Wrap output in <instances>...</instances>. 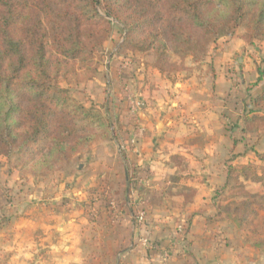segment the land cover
<instances>
[{
	"label": "rangeland",
	"instance_id": "obj_1",
	"mask_svg": "<svg viewBox=\"0 0 264 264\" xmlns=\"http://www.w3.org/2000/svg\"><path fill=\"white\" fill-rule=\"evenodd\" d=\"M246 34L245 26H240L234 34L213 40L206 53L183 61L170 53L175 66L182 67L162 74L154 66L152 52L119 54L125 33L114 21L97 55L98 70L60 84L78 102L98 111L105 128L74 139L48 167H25L16 148L0 155V264H63L69 256L94 264L140 260L152 264H264V187L260 183L242 178L243 187H239L225 181L224 174H216V182H223L211 194L218 206L206 232L195 231V248L188 246L187 238L177 243L180 235L184 238L190 231L189 226L175 217L167 219L166 210L155 217L163 202L161 189L156 188L162 179L155 178L166 173L173 180L183 177L175 167L185 165V158L173 153L179 150V141L171 146L165 136L156 140L168 128L178 133L179 120H207L197 102L218 91L213 79L219 74L225 77V108L222 99H213L221 106L217 112L229 144L225 151L223 141H214L216 152H221L216 162L225 165L224 170L242 162L264 166V128L240 131L244 117L264 115V99H260L264 90L258 94L255 89L260 83L264 89V41L247 40ZM158 120L174 121L168 125L157 124ZM206 144L212 145L199 142L195 157ZM163 148L166 151L159 159L162 154L157 150ZM148 150L158 159L154 170ZM200 159L196 164H203ZM252 200L256 203L248 206L246 202ZM139 212H144L142 223L136 220ZM65 244L77 249L71 254L56 250ZM208 246L210 254L205 252ZM164 248H173V253L165 257ZM227 248L231 251L225 252ZM194 249L200 250L195 260L190 259Z\"/></svg>",
	"mask_w": 264,
	"mask_h": 264
},
{
	"label": "trees",
	"instance_id": "obj_2",
	"mask_svg": "<svg viewBox=\"0 0 264 264\" xmlns=\"http://www.w3.org/2000/svg\"><path fill=\"white\" fill-rule=\"evenodd\" d=\"M114 21L125 33L119 54L152 52L165 74L182 67L170 53L182 61L197 57L240 26L247 40L264 41V0H0V155L16 148L25 167H48L74 139L105 128L98 111L60 84L98 70ZM240 125L253 133L264 128V115L244 117ZM223 174L239 187L242 178L264 187V166L255 163Z\"/></svg>",
	"mask_w": 264,
	"mask_h": 264
},
{
	"label": "crops",
	"instance_id": "obj_3",
	"mask_svg": "<svg viewBox=\"0 0 264 264\" xmlns=\"http://www.w3.org/2000/svg\"><path fill=\"white\" fill-rule=\"evenodd\" d=\"M223 74V73H221ZM210 77L214 78L212 74L209 75ZM224 75H220L216 77L215 82L216 87L219 88L218 91H215L213 95H207L205 99L202 102H197L198 106L197 108L200 109V106L202 107L200 110L204 112V115L207 117V120H190L189 122H186L185 120H179V132L177 133L176 130L168 128L167 134H159V137L157 138V142L163 140L164 136L165 139H168L171 143V146H175L176 142L179 141V150L174 149L173 153H178L182 155L185 158V165L182 167H175V169L179 168V173L183 177H178L177 179H172L171 174L166 173V176H162V174H159L161 177H156L155 179H162L161 187L157 186V189H161V194L163 198V202L161 204V209H159V212H157L156 219L161 217V213H163L164 210L168 212L167 219L174 220L173 217L176 218V221L182 222V224L189 226V230L184 235L185 237L181 238L182 235H180L179 239H177L178 245L184 243V239L187 238L188 246H192V248H195L197 244V238L194 237L197 231H202V233L206 232V227H208L207 223L210 220L211 213H214L216 210V206L218 204H215V202H212V191L215 189V187H219V185L223 182H216L215 175L223 174L225 172V165L221 166L219 163L216 162L218 157H220L221 152H216V146L214 141H223V150L226 151L225 146H228V136L227 132L225 130L224 124L222 123L221 116L217 112V107H221L220 105H215L214 101L216 99H222L223 101V109L225 108V96L222 93L223 90V84H224ZM209 80V79H208ZM262 83H260L258 86L255 87V89H259L258 94L264 90L261 87ZM209 92H213L212 88L210 87ZM209 94V93H208ZM216 95V96H215ZM196 98V97H195ZM200 98V97H199ZM199 100V99H198ZM206 105V106H205ZM209 117V118H208ZM174 120H158L157 124H165L168 122V125L172 123ZM193 123V124H190ZM222 124V125H221ZM192 128V131L189 128ZM165 141V140H164ZM172 141H174L172 143ZM209 141L212 143L209 147L205 145H202L203 150H199L198 152V158H201L203 160V164H196L197 157H195V154L193 151H195L196 147H199V142H205ZM182 143V144H181ZM214 143V144H213ZM204 144V143H203ZM205 147V149H204ZM164 151L162 152L160 149L157 150L158 153H161L159 159L162 158L165 153V148H163ZM154 151L148 150L147 157L149 160H152V169L154 170L153 164H156L157 157L153 156ZM224 156V154H222ZM188 157L190 159H188ZM243 158V156H242ZM200 159V160H201ZM160 161H158L159 163ZM190 162V164H189ZM245 163V162H242ZM247 163V162H246ZM189 165V167L187 166ZM148 167V166H147ZM157 168V167H156ZM150 169V168H149ZM162 170V169H161ZM189 176H185L186 173H190ZM170 173V172H169ZM168 174V175H167ZM219 184V185H218ZM170 189L168 192H164V190ZM164 201L166 202V205H164ZM161 212V213H160ZM219 213V211H218ZM220 214V213H219ZM180 226V224H179ZM200 233V232H198ZM208 234V233H206ZM159 239L162 238V236H158ZM207 237V236H205ZM76 247V248H75ZM174 247V246H170ZM163 248V247H162ZM74 249H77V246H70L68 245H61L56 246V250L59 252H64L67 254H71ZM173 248L163 249V253L165 254L170 253L169 256L173 253ZM210 246L207 247L206 253L210 254ZM82 251V250H81ZM193 254L196 256L191 255L190 259L195 260L196 258H199V252L200 250H192ZM231 251L230 249H225V252ZM198 254V255H197ZM57 264H61L60 262ZM63 264H94V263H88V262H82V261H76L72 260V257H67V260ZM95 264H98L96 261ZM135 264H152L146 260H140L138 262H135ZM180 264V263H179Z\"/></svg>",
	"mask_w": 264,
	"mask_h": 264
},
{
	"label": "built area",
	"instance_id": "obj_4",
	"mask_svg": "<svg viewBox=\"0 0 264 264\" xmlns=\"http://www.w3.org/2000/svg\"><path fill=\"white\" fill-rule=\"evenodd\" d=\"M136 220L138 221V222H140V223H142L143 221H144V212H139L138 214H137V216H136ZM144 244L146 245V243H147V239L146 238H144ZM164 256L165 257H167V256H169V253H165L164 254Z\"/></svg>",
	"mask_w": 264,
	"mask_h": 264
}]
</instances>
